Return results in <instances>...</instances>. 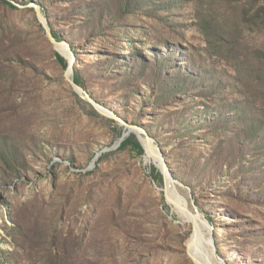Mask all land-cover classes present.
<instances>
[{
	"label": "rangeland",
	"instance_id": "374dc122",
	"mask_svg": "<svg viewBox=\"0 0 264 264\" xmlns=\"http://www.w3.org/2000/svg\"><path fill=\"white\" fill-rule=\"evenodd\" d=\"M10 1L0 264H264V0Z\"/></svg>",
	"mask_w": 264,
	"mask_h": 264
},
{
	"label": "bare ground",
	"instance_id": "6f19581e",
	"mask_svg": "<svg viewBox=\"0 0 264 264\" xmlns=\"http://www.w3.org/2000/svg\"><path fill=\"white\" fill-rule=\"evenodd\" d=\"M151 149L153 150V153L158 156V153L154 151L152 146H151ZM167 195H168L169 199L174 200L180 207L183 206L181 199L177 197L176 193L173 191V188L170 186V184L168 185V194ZM185 213L187 214L189 220L192 222L195 221L194 223H196L198 225V228H199L197 230V238H196V241H197L196 255H197L198 262L200 264H216L215 261H213V259L211 258L212 252L210 253V250L208 247L209 240H207L205 238V235H204L201 227L199 226L201 224V222H203V220L200 217H197V216L193 215L192 213H189L187 210L185 211ZM198 222L200 224H198Z\"/></svg>",
	"mask_w": 264,
	"mask_h": 264
},
{
	"label": "trees",
	"instance_id": "16d2710c",
	"mask_svg": "<svg viewBox=\"0 0 264 264\" xmlns=\"http://www.w3.org/2000/svg\"><path fill=\"white\" fill-rule=\"evenodd\" d=\"M2 1H4L7 4H9L12 7H16L10 0H2ZM54 35H55L56 38H59L56 33H54ZM58 59L64 66L67 65V62H66L65 58L62 55L58 54ZM74 80H75V82L79 83V85H82V83H83L82 79L77 74H75ZM117 131H118V136L121 139V137H122V135H123V133L125 131H124V129H122V127H118ZM128 144H132L133 146H135V148H137V152L139 154H143L144 153V150H143L142 146L138 142L133 141L132 138H130V137H125L124 140L122 141V144H121L120 147L121 148H125ZM145 148H146V146H145ZM147 154H148V149L146 148V155ZM152 176L154 177V179L159 181L160 184L163 183V175H162L161 172L158 171L157 167H155V166L152 167ZM51 245L56 249V247H57L56 243H51ZM49 250H51V247L49 248Z\"/></svg>",
	"mask_w": 264,
	"mask_h": 264
},
{
	"label": "water",
	"instance_id": "95a60500",
	"mask_svg": "<svg viewBox=\"0 0 264 264\" xmlns=\"http://www.w3.org/2000/svg\"><path fill=\"white\" fill-rule=\"evenodd\" d=\"M38 13H40V10H39V9H38ZM50 37H51L52 39H54V38H53V35H52L51 33H50ZM74 83H75V82H74ZM75 85H76V84H75ZM78 87L80 88V86H78ZM131 131H132V129L129 127V129L123 133L121 139L118 141V143H117V145H116L115 147H117V146H118V145L124 140V138H125V137H126ZM100 154H101V151L98 152L97 155L94 157V160H93V162H92L91 167H93V166L95 165V163H96L97 159L99 158ZM162 159H163V158H162ZM91 167H90V168H91Z\"/></svg>",
	"mask_w": 264,
	"mask_h": 264
}]
</instances>
